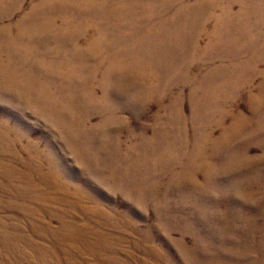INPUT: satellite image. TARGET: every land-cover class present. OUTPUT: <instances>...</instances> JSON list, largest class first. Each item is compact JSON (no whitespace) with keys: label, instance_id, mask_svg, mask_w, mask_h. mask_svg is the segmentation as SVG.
<instances>
[{"label":"rangeland","instance_id":"obj_1","mask_svg":"<svg viewBox=\"0 0 264 264\" xmlns=\"http://www.w3.org/2000/svg\"><path fill=\"white\" fill-rule=\"evenodd\" d=\"M0 264H264V0H0Z\"/></svg>","mask_w":264,"mask_h":264}]
</instances>
